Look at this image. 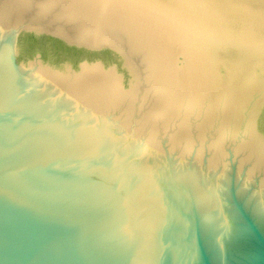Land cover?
Masks as SVG:
<instances>
[{"label":"water","instance_id":"95a60500","mask_svg":"<svg viewBox=\"0 0 264 264\" xmlns=\"http://www.w3.org/2000/svg\"><path fill=\"white\" fill-rule=\"evenodd\" d=\"M0 264H264V0H0Z\"/></svg>","mask_w":264,"mask_h":264}]
</instances>
